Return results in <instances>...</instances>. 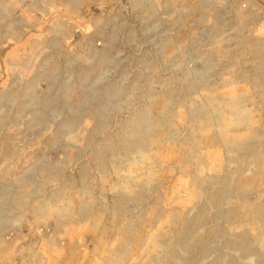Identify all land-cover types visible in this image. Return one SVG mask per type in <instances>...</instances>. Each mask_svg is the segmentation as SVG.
Wrapping results in <instances>:
<instances>
[{"label":"rangeland","instance_id":"obj_1","mask_svg":"<svg viewBox=\"0 0 264 264\" xmlns=\"http://www.w3.org/2000/svg\"><path fill=\"white\" fill-rule=\"evenodd\" d=\"M0 264H264V0H0Z\"/></svg>","mask_w":264,"mask_h":264}]
</instances>
